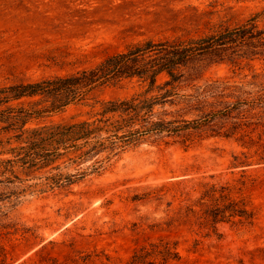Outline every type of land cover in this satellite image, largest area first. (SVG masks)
<instances>
[{
  "label": "rangeland",
  "instance_id": "1",
  "mask_svg": "<svg viewBox=\"0 0 264 264\" xmlns=\"http://www.w3.org/2000/svg\"><path fill=\"white\" fill-rule=\"evenodd\" d=\"M256 14L263 29L264 0H0V85L73 74L146 39L208 35ZM186 77L171 119L246 104L188 137H152L71 191L1 176L13 182L0 184V264H264V55L191 66ZM140 90L100 88L88 105L30 127L87 119ZM198 95L201 111L187 104Z\"/></svg>",
  "mask_w": 264,
  "mask_h": 264
},
{
  "label": "trees",
  "instance_id": "2",
  "mask_svg": "<svg viewBox=\"0 0 264 264\" xmlns=\"http://www.w3.org/2000/svg\"><path fill=\"white\" fill-rule=\"evenodd\" d=\"M261 15L199 37L146 39L73 74L0 85V177L9 172L21 182L38 180L30 187L39 193L71 191L112 159L152 137L185 138L216 117L228 116L246 103L194 120L171 119L167 106L186 102L180 91L190 79L186 74L191 66L201 73L213 63L237 64L241 58L264 55ZM126 81H136L141 90L101 103V109L87 119L30 127L71 105H88L98 89ZM199 96L195 104L188 99V107L201 111ZM7 180L0 184L13 182Z\"/></svg>",
  "mask_w": 264,
  "mask_h": 264
}]
</instances>
